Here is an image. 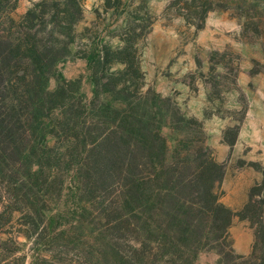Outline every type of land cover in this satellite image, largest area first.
<instances>
[{
  "label": "trees",
  "instance_id": "1",
  "mask_svg": "<svg viewBox=\"0 0 264 264\" xmlns=\"http://www.w3.org/2000/svg\"><path fill=\"white\" fill-rule=\"evenodd\" d=\"M10 3L0 0V240L50 246L31 264L52 262L87 226L98 232L88 264H195L210 250L215 264H264L260 203L250 195L234 213L220 202L224 165L202 122L146 87L136 43L122 36L115 48L96 42L79 57L87 62L88 99L78 80L58 72L72 55L83 0H38L17 21ZM237 137V127L227 128L222 141L231 150ZM66 174L79 215L59 230L63 213L46 217V201L54 202ZM236 216L254 230L247 256L232 248Z\"/></svg>",
  "mask_w": 264,
  "mask_h": 264
},
{
  "label": "rangeland",
  "instance_id": "2",
  "mask_svg": "<svg viewBox=\"0 0 264 264\" xmlns=\"http://www.w3.org/2000/svg\"><path fill=\"white\" fill-rule=\"evenodd\" d=\"M10 1L11 5L15 4L12 17L17 21L38 0ZM205 11V18L201 20ZM202 21V29L196 30ZM75 31L72 55L58 66V72L67 81L78 80L76 88L88 99L91 98V85L88 72L84 71L85 62L79 57L88 53L92 43L107 42L115 48L121 45V36L134 41L144 74L148 64L145 54L150 45L155 51L159 50L156 55L162 48L172 57L192 63L191 88L198 82L201 96L208 103L203 109L204 121H201L206 143L215 160L224 165L223 182L215 191L222 204L234 206L225 205L234 213H239L252 195L253 201L260 203L264 223V0H83V19ZM220 35L225 36L224 45L217 41ZM241 68L249 70L247 80L238 77ZM120 69V65L113 68ZM144 84L152 88L145 77ZM55 85V79H51L49 89H54ZM170 98L178 112L187 116L174 98ZM212 116L221 121L212 122ZM224 118H230L237 128L241 126L231 150L222 141L228 128H222ZM205 124L209 130L204 128ZM163 134L167 135L168 130L164 129ZM58 183L54 202L46 201L45 215L54 218L63 213L57 227L68 230L79 215L72 201L69 174L60 176ZM97 217L94 211L89 219L96 222ZM82 227L84 233L81 232L74 245L62 249L57 259L50 262L48 258L39 257L35 264H88L92 249L87 247L95 243L98 232ZM14 229L18 231L19 226ZM228 233L234 252L249 255L254 243V230L249 220L234 217ZM4 240H0V264H31L33 253L38 250L47 255L51 249L23 238L17 240V245L2 242ZM237 249L248 251V254L242 255ZM217 259L216 251L210 250L201 253L195 264H215Z\"/></svg>",
  "mask_w": 264,
  "mask_h": 264
},
{
  "label": "crops",
  "instance_id": "3",
  "mask_svg": "<svg viewBox=\"0 0 264 264\" xmlns=\"http://www.w3.org/2000/svg\"><path fill=\"white\" fill-rule=\"evenodd\" d=\"M224 40V35H220L217 39L219 45H224ZM223 50L224 47L221 49V51ZM158 51L159 50L155 51V48L152 45H150V49L148 48L146 50L145 55L148 64L146 70L144 71L145 82L149 83L152 86V89L160 96L173 97L177 105L181 107V111L186 113L187 116L194 117L199 121H204L203 109L208 103L201 96L202 93L200 91V86L198 82H196V87L193 86V88H191L189 76L191 75V72L193 70L192 63L190 61L186 62L184 61L185 59L180 57L174 58L172 57V55H170V52L168 50L163 51L162 48H160V54L156 55ZM172 58L174 60L170 63ZM84 62V71L86 72L87 62L86 60H84ZM76 73H79V71H76ZM238 77L240 79L247 80L249 78V70L241 68ZM211 120L212 122H215L216 120L221 121V119H218L215 116H212ZM223 122V129L225 127H235L233 122H230V118H224ZM238 127L239 134L241 132V126L238 125ZM204 128L209 130L210 127L205 124ZM223 145H221V148L224 149L225 147ZM212 147L215 146L212 145ZM227 148L229 147L227 146ZM223 204L227 205L226 203ZM227 206L234 208L232 204H228ZM237 208L238 207L236 206V209ZM237 250L242 255L248 254V251L243 250L241 252L239 251V249Z\"/></svg>",
  "mask_w": 264,
  "mask_h": 264
}]
</instances>
